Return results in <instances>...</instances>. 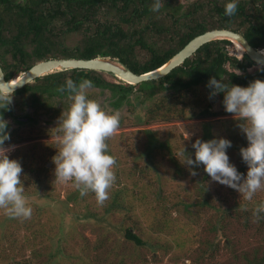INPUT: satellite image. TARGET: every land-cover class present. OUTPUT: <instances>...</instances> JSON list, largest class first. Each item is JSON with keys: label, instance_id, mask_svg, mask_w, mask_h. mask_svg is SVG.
<instances>
[{"label": "trees", "instance_id": "obj_1", "mask_svg": "<svg viewBox=\"0 0 264 264\" xmlns=\"http://www.w3.org/2000/svg\"><path fill=\"white\" fill-rule=\"evenodd\" d=\"M161 1L163 2V0ZM153 2L154 0H0V64L5 71L6 80L9 81L15 76L27 72L34 64L51 58H115L128 66L134 73L144 74L163 67L195 37L214 29H231L239 32L244 35L253 48L264 51V0H238V10L233 16L225 15L227 0H212L213 15L214 17L218 16L216 21L211 23L195 21L193 24L185 26L184 31H178L174 28L175 26L163 25L161 23L163 16L158 14L160 12L152 11ZM102 12L106 14L105 21L98 18ZM164 18L175 21V24L181 20L173 14ZM57 22L64 24L61 35L81 34L79 46L70 49L55 40L53 27ZM84 25L87 28H84ZM231 44L229 40L212 41L201 47L192 57L167 76L138 85H131L123 81L111 82L105 78L104 72L99 71L62 70L38 78L14 94L24 95L27 92H32L51 96H68L67 92L58 90L61 85L65 84L66 78L70 77L77 83L83 79H90L94 83L92 88L110 91L114 95V99L109 103L112 111L121 110L124 105H129V111L137 118L141 117L138 119L140 122L135 121L134 123L150 124L167 120L207 119L217 115L213 110L212 103L208 101L207 97H204L201 91L202 86L207 87L210 77L215 76L226 83L241 86H248L255 79L264 80V71H261V68L255 73H249V69L257 64L246 53L243 54L242 60L228 54L226 46ZM9 58H12V61ZM227 63L241 71V75L227 70L225 68ZM207 89L209 92L211 91L210 88L207 87ZM165 91H170V93L156 98ZM222 97L224 98V94ZM154 98L156 99L153 105L145 112L142 106ZM221 105L224 107L222 101ZM0 115H4L3 109L0 110ZM28 122L32 123V120L29 119ZM18 123L26 124L22 121H18ZM120 126H124V120H121ZM33 130L35 128H30V131ZM143 132L147 137V149L144 153L145 165L152 167L156 158L154 155L159 153V157L162 151L170 152V144L166 140H162L158 131L152 128L146 127ZM212 138L214 136L207 135L203 140ZM242 139L243 144H239V146L232 144L230 149L238 153L235 162H239L238 170L246 175L248 169L242 160L240 148L247 147L248 141L246 137ZM22 140L23 138L20 136H16L15 139L10 138L5 141V146ZM52 153V149L47 154L42 150H37L36 147H21L10 156V159H18L22 164L21 180L25 187L24 194L32 208V213L36 215L34 218L36 238H34L33 245L37 246L41 242L37 238L39 232H41L44 241H52V237H54L44 235L39 229L35 230L37 221H42L43 214L48 211H51L48 215L54 217L51 222L65 223L71 218L70 213H72L79 223L91 222L93 225L108 229L112 224L111 218L115 215L114 212L121 213L126 207L125 202L129 204L127 200L135 201L140 198L145 203L146 193L142 190L144 187L141 189L140 186H148L143 182L146 167L142 168L138 178L132 172L126 173L120 168L118 171L117 168L115 171L116 180L109 189L107 198V202L110 203L98 214L92 210L95 204H99L96 194L89 190L85 195H81L80 189L73 182L71 183L74 190L67 197L54 195L55 192L51 190V185L57 181L53 182L56 179L55 172L53 174L48 162L53 160ZM172 163L175 165V172L178 176L185 174V165L174 163L173 159ZM196 172V175L202 176L199 183L201 180L206 181L208 174L202 165L196 169ZM33 183L35 185H31ZM59 183L61 185V182ZM177 183L185 184L186 179L181 180L178 177ZM185 186L188 187L186 184ZM150 187L153 188L151 185ZM226 187L231 191L235 203L229 208H224L223 205L215 207L219 218L214 227L217 234L216 242L218 238L225 237L227 228H230L232 224L240 226L253 216L251 210L249 211L247 208L255 205L254 201L264 190L258 191L252 200H246L240 196L237 190L229 186ZM189 189L191 192V187ZM71 194L73 195L70 196ZM157 194L161 199V188ZM225 194L222 201L228 200V194ZM35 196L41 198L42 201L33 199ZM71 203H73L72 208ZM260 203H264V201H260ZM190 205L195 206L193 203ZM208 205L210 208L212 207V205ZM241 213L245 216L239 215ZM260 214V223H263L264 212ZM19 218L10 216L0 222L2 236L3 234L7 236L8 231L11 232L12 237L17 234L16 224L13 222L17 223ZM241 218L244 219L243 222H241ZM28 222L29 226H32L31 221ZM124 233L126 241L136 247L152 249L156 247L144 241L132 229L125 228ZM60 234H64L63 226L60 227L57 236ZM11 244L13 248H10ZM29 245L31 244L29 243ZM227 246L231 247L230 241ZM216 247V244L210 247L202 254L203 257L216 256ZM21 248L14 238L10 243H5L0 247V258L2 259L0 264H59V257L63 250L61 246H58L56 251L50 250L45 254L46 261L35 263L32 256L27 259H17L18 249Z\"/></svg>", "mask_w": 264, "mask_h": 264}, {"label": "rangeland", "instance_id": "obj_2", "mask_svg": "<svg viewBox=\"0 0 264 264\" xmlns=\"http://www.w3.org/2000/svg\"><path fill=\"white\" fill-rule=\"evenodd\" d=\"M211 1L163 0V2L161 1L160 13H157L163 16L161 18L163 25L175 26L174 28L178 31H184L185 26L191 25L195 21L209 23L216 21L218 16L214 17L213 15ZM169 14H173L181 20L175 24V21L165 19L164 17L169 16ZM98 18L105 21V12L100 13ZM63 28L64 24L61 22L54 25L55 40L70 49L79 46L81 34L73 33L63 36L61 35ZM84 28H87L86 25ZM226 50L230 56L238 59H241L244 54V51L242 52L233 44L227 45ZM9 59L12 61V58ZM261 67L257 64L249 69V73H255ZM227 68L230 72L241 73L236 72L237 69L229 65ZM103 75L111 82H118L114 76L107 73ZM201 91L204 97H207L208 101L212 103L213 110L217 113L210 119L167 120L150 124H137L134 122H140L138 119L141 117L137 118L133 115L129 111V105H124L121 110H116L120 113V121L124 120V126H120L119 130L107 140L108 151L116 159L113 170L115 172L118 168L119 171L120 168L126 173L132 172L138 178L142 168L146 167L143 182L144 185L148 186H140L141 189L144 187L142 190L146 193L145 203L140 198L135 199V201L126 199L129 204L125 202L126 207L121 213L114 212L115 215L111 218L112 224L108 229L93 225L91 222L79 223L72 213H70L71 218L65 223L51 222L54 217L49 216L51 211H48L43 214L42 221H37L35 230L39 229L44 235L54 237H52V241H44L41 232H39L37 238L41 242L37 246L33 245L34 238H36L34 232L36 215L32 213L29 218L17 217L19 218L18 222H13L16 224L17 234L15 236L12 237L10 231H8L7 236L4 234L2 236L3 231L0 230V247L4 246L5 243H10L14 238L22 247L20 250L18 249L17 259L22 260L32 256L35 263L46 261L45 254L50 250L56 251V248L61 246L63 250L59 257V264H264V222L260 223V218L258 219L255 215L257 206L262 204L260 201H264V190L254 201L255 205L247 208L249 211L251 210L253 216L248 218L246 223H242L243 225L235 224L233 226L232 224L230 228H227L225 237L218 238L216 242L217 234L214 227L219 218L215 207L221 205L224 208L231 207L235 203L231 191L226 185L213 181L209 175H206L208 177L206 181L201 180L199 183L202 176L192 175L190 166L185 165V176L180 174L178 176L175 172L172 159L174 163L182 164L181 162L185 159V154L183 155L184 146L186 153L191 151L190 154L194 155L195 149L192 148V144L197 138L205 139L207 135L225 137L231 140L232 144L239 146V144L244 143L242 138L246 137L237 126L238 121L234 115L226 112L221 105L224 93L221 92L210 98L209 94L212 89L209 92L207 87L202 86ZM87 92L89 98L97 100L106 111H112L109 103L114 99V95L110 91L89 88ZM169 93L170 91L162 92L156 98H161V96ZM156 98L142 106L145 112L153 105ZM70 104L71 101L68 96H51L32 92H27L24 95L13 94L12 101L8 105L11 109L10 111L4 110L3 118L11 126L8 129L10 138L15 139L16 136H20L23 140L6 146H14L9 157L21 147H36L37 150H42L47 154L52 149V154L55 156L60 146L57 139L60 133L56 128L58 120L62 112L68 110ZM3 108L0 107V109ZM11 111H13L12 116L10 115ZM16 119H23L26 124L20 126L16 123ZM29 119L32 120V123L28 122ZM146 127L158 131L160 138L170 144V152L162 151L159 157V153L154 155L156 158L152 167L145 165L144 153L147 149V137L143 131ZM30 128H35V130L30 131ZM229 149L227 151L230 162L238 168L239 162H235L238 153ZM48 162L54 174L55 164L53 160ZM202 168L204 169L203 165ZM178 177L181 180L186 179L185 184L188 187L185 184H178ZM59 182L57 181V183ZM71 182H61V185L60 183H53L51 185V190L55 192L53 194L67 197L74 190ZM159 188L162 189L161 199L157 194ZM30 190L33 191V189ZM224 192L228 194L227 201H222L226 195ZM37 197L35 196L33 199L42 201L41 198ZM109 203L106 199L103 204H95L92 210L98 214L108 207ZM190 203L195 204V206L190 205ZM198 204L206 206L200 207ZM208 204L212 207L210 208ZM72 207L73 203H71ZM239 215L245 216L243 213ZM6 217H10V215L3 208H0V222ZM28 221H31L32 226H29ZM243 221L244 219L241 218V222ZM61 226L64 227V234L57 236ZM125 228L132 229L144 241L156 247L154 249L136 247L126 241L124 237ZM228 241H230L231 247L227 246ZM214 244L217 246L216 256L203 257L202 254ZM10 248H13L12 244ZM10 248L9 250H11ZM0 260L2 261L1 258Z\"/></svg>", "mask_w": 264, "mask_h": 264}, {"label": "clouds", "instance_id": "obj_3", "mask_svg": "<svg viewBox=\"0 0 264 264\" xmlns=\"http://www.w3.org/2000/svg\"><path fill=\"white\" fill-rule=\"evenodd\" d=\"M151 8L153 12H159L161 0H154ZM237 10L238 0H227L225 15L233 16ZM262 67L260 70L264 71ZM92 87L94 83L90 79L77 83L70 77L59 87L60 92H67L71 104L58 120L56 128L60 133L57 137L60 146L53 162L56 181H72L80 189L81 195L91 190L96 194L97 202L103 204L116 180L113 170L116 159L108 151L107 140L119 130L121 121L119 111H106L97 100L89 98L87 90ZM207 87L212 89L210 98L224 93L225 111L234 115L237 126L246 135L248 145L240 148V154L247 165V174L240 172L230 162L227 150L232 146V141L225 137L206 141L197 138L192 144L194 158L192 154L186 153L184 146L185 159L180 162L190 166L192 175H196V169L203 165L204 171L213 181L237 190L246 200H252L258 191L264 189V80L255 79L248 86H241L212 76ZM12 97V92L0 90V107L7 109ZM7 128L8 121L0 115V208L10 216L28 218L32 208L24 194L25 187L21 180L23 167L18 159L9 157L14 146H5V141L10 140ZM262 212L264 203L256 209L258 219Z\"/></svg>", "mask_w": 264, "mask_h": 264}, {"label": "water", "instance_id": "obj_4", "mask_svg": "<svg viewBox=\"0 0 264 264\" xmlns=\"http://www.w3.org/2000/svg\"><path fill=\"white\" fill-rule=\"evenodd\" d=\"M216 40H229L239 43L243 47L246 55L253 62L264 67L263 50L253 48L243 34L231 29H214L195 37L180 52L163 65V67L149 73L136 74L118 59L109 57H97L93 59H49L35 64L15 84L13 81H6L5 74L0 66V90L14 93L28 83L49 73L77 69L104 72L128 84L138 85L142 82L158 80L167 76L174 69L181 66L188 58L192 57L201 47Z\"/></svg>", "mask_w": 264, "mask_h": 264}, {"label": "flooded vegetation", "instance_id": "obj_5", "mask_svg": "<svg viewBox=\"0 0 264 264\" xmlns=\"http://www.w3.org/2000/svg\"><path fill=\"white\" fill-rule=\"evenodd\" d=\"M231 43L233 44V42H231ZM233 45H234V44H233ZM226 51H227V50H226ZM228 54H229V53H228ZM242 58H243V56H242ZM242 58H241V59H238V58H237V59H238V60H242ZM227 65H229L230 67L234 68L233 66H231L230 64L227 63V64L225 65V68H226L227 70H229V69L227 68ZM0 66H1V64H0ZM253 67H254V66H253ZM1 68H2V66H1ZM251 68H252V67H251ZM251 68H250V69H251ZM2 69H3V68H2ZM234 69H236V68H234ZM235 71L237 72V71H239V70L237 69V70H235ZM3 72H4V74H5V71H4V70H3ZM239 72H241V71H239ZM236 74H237V73H236ZM238 74L241 75V73H238ZM14 93H15V92H14ZM14 93H12V94H14ZM14 95H15V94H14ZM5 109H6V107L3 108V110H5ZM10 109H11V107H7L6 110H9V111H10ZM0 110H2V109H0ZM4 113H5V111H4ZM10 115H11V116L13 115V111L10 112ZM18 121H22V122H24L23 119H16V123H17V124H19ZM19 125L21 126V125H23V124H19ZM23 126H24V125H23ZM10 127H11V126H10V124H9L8 129H9ZM7 131H8V130H7ZM9 145H11V144H9Z\"/></svg>", "mask_w": 264, "mask_h": 264}, {"label": "bare ground", "instance_id": "obj_6", "mask_svg": "<svg viewBox=\"0 0 264 264\" xmlns=\"http://www.w3.org/2000/svg\"><path fill=\"white\" fill-rule=\"evenodd\" d=\"M233 44H234L236 47H238V49L242 50V52L244 51L243 47H242L239 43H237V42H233ZM263 53H264V51H263ZM21 78H22V76H21V77H18V78H16V79H14V80H13V83H14V84L17 83Z\"/></svg>", "mask_w": 264, "mask_h": 264}]
</instances>
